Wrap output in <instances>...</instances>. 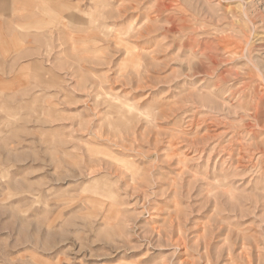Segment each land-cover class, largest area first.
Wrapping results in <instances>:
<instances>
[{"label":"rangeland","instance_id":"374dc122","mask_svg":"<svg viewBox=\"0 0 264 264\" xmlns=\"http://www.w3.org/2000/svg\"><path fill=\"white\" fill-rule=\"evenodd\" d=\"M48 5L52 70L0 100V264H264V0Z\"/></svg>","mask_w":264,"mask_h":264},{"label":"crops","instance_id":"0c3cea01","mask_svg":"<svg viewBox=\"0 0 264 264\" xmlns=\"http://www.w3.org/2000/svg\"><path fill=\"white\" fill-rule=\"evenodd\" d=\"M54 1L41 0L49 4L52 12ZM39 3L40 0H0V100H4V106L52 70L44 54L50 18L46 20L42 15Z\"/></svg>","mask_w":264,"mask_h":264}]
</instances>
